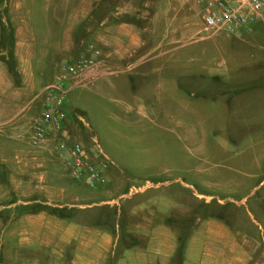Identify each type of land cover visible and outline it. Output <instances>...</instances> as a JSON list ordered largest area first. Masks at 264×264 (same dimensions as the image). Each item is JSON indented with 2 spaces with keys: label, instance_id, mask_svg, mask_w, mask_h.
<instances>
[{
  "label": "rangeland",
  "instance_id": "obj_1",
  "mask_svg": "<svg viewBox=\"0 0 264 264\" xmlns=\"http://www.w3.org/2000/svg\"><path fill=\"white\" fill-rule=\"evenodd\" d=\"M191 3L0 0V264H54L55 255H50L54 244H47V239L52 232L60 238L71 227L68 223L75 229L101 228L109 234L112 241L101 260L93 258L89 264H199L186 254L193 244L202 251L211 248L204 233L210 221L226 226L239 244L255 243V257L264 253V127L259 123L263 109L248 102L227 106L215 92L217 82L224 79L206 75L201 79L196 74L199 59L185 60V56L210 44L189 45L173 52L166 63L151 65L158 72L147 79V92L142 78L134 77L128 94L99 90L95 85L77 92L81 99L76 93L73 98L66 94L68 140L87 149L93 142L98 144L108 158L106 174L122 182H117V207L114 193L90 191L100 189L103 177L95 188L70 178L54 150V131H48L39 146L31 142L47 88L67 62L88 57L91 49L100 54L101 44H117L120 24H132L144 37L157 10L168 11L176 27L199 24L202 20ZM182 36L181 42L192 40L189 32L177 38ZM252 37V42H262L261 37ZM184 69L193 74L185 75ZM210 78L215 80L211 86L205 82L202 87L201 80ZM160 80L168 82L163 91L157 87ZM66 108L72 116L79 115V124L96 141L84 131L79 134L81 127L68 124ZM36 155L41 162L34 160ZM35 163L42 165L33 169ZM132 188H137L135 192L151 189L146 193L150 203L138 210L141 223L147 219L152 226L143 236L142 227L131 226L120 206L135 193ZM195 191L211 199L198 200ZM219 199L225 202L220 204ZM92 202L96 206L87 207ZM119 206L123 217L112 221ZM98 218L103 222L92 223ZM92 247L98 255L96 243ZM213 247H218L217 242ZM58 249L59 254L67 253L65 243ZM206 263L202 256L200 264Z\"/></svg>",
  "mask_w": 264,
  "mask_h": 264
},
{
  "label": "crops",
  "instance_id": "obj_2",
  "mask_svg": "<svg viewBox=\"0 0 264 264\" xmlns=\"http://www.w3.org/2000/svg\"><path fill=\"white\" fill-rule=\"evenodd\" d=\"M190 8L194 12L198 9L194 3H191ZM148 13L150 12L148 11ZM153 16V24L146 26L147 32H145L144 37L141 36L142 32L137 31L132 24L117 25V44L115 42L114 44H101L103 49L99 56L96 57V64L91 68L85 69L78 77L72 78L71 89L67 93L71 96L70 98H73L72 95L76 93L77 99H81V96L77 92L87 89L92 85L97 86L99 90H107L114 94H128V91L134 88V77L142 78V88L147 92L150 89L147 79L151 73L158 72V68L156 66L152 68L151 65L164 64L169 60V56L173 52L179 51L189 45L204 43L210 44V46L198 48L196 52L186 55L185 60L192 59V56L199 59L195 72L200 75L201 79L204 75L213 79H224V83L216 81L215 87L217 89L215 92L223 96L227 106H234L236 103L245 105L248 102L254 104L252 107L256 106L258 109H263V111H259L263 112V118L259 119V123L261 127H264V11L250 28L234 36L227 35L222 31H209L204 28L202 21L199 24H191L192 26L186 24L182 26L179 24L176 27L171 24L173 20L170 21L171 16L169 12L162 9L154 12ZM194 16H196V13ZM187 32L192 34V40L188 43L181 42L180 40L184 39V36L181 38H177V36L183 33L186 34ZM253 35L261 37L262 42H252ZM89 55L92 56L90 53L87 56ZM184 65L186 66V64ZM184 70L185 75L193 74V71ZM211 78L210 80H201L202 87H206L205 82H207L208 86H211V81H215ZM167 84V81L160 80L157 87L162 88L163 91ZM177 85L179 88L182 86L181 83H177ZM80 86L85 87L75 90ZM211 94L213 95L212 99L215 98V93L212 92ZM68 111V108H66L68 124H72L74 127H81L82 129H78L79 134L82 131L85 132H83L84 135L89 134L79 124L78 119L82 120L79 115L75 114V116H72ZM71 113L74 114L75 112L71 111ZM18 119L22 120V117ZM89 136V138L96 141L93 136L90 134ZM4 155L9 156V154ZM90 156L97 166H99V169L102 170L101 172H105L102 173L103 181L102 184L100 183V189L90 191H95L99 195L106 194V192L114 193L116 197H112V199H116L115 205L117 207V182L120 183V179L112 173L106 174L108 171V167L106 166L108 158L106 155L103 154L105 158L103 160L99 157L100 155L91 151ZM34 160L36 162L42 161L39 155H36ZM41 165V163H35L33 169ZM157 187L159 186L157 185L151 189ZM151 189L137 191L123 205L120 203V206L128 213V216L125 218L129 220L130 225L134 228L142 227L144 233H140L141 236L146 234L147 230H150L152 227L147 219L145 223H141L142 221L139 220L140 212H138V210L144 208L141 206L150 203V196L146 193ZM88 195L90 197L94 196L90 192ZM136 195L141 196L135 198L137 197ZM204 197L208 198L209 196H204L197 191L194 192V198L209 201V199H205ZM209 198L211 199V197ZM218 202L222 204L225 201L219 199ZM90 206H96V204L92 202L87 205V207ZM120 206L118 210L116 208L115 213L112 215V221L117 219V217H123L120 216ZM96 220L92 223L100 224L103 222L99 218ZM76 223L78 224V222ZM207 223L204 233L212 244L211 248H205L202 251L201 249H196L193 244L192 247L194 248L189 249L186 254L189 260L196 263L198 261L200 264L201 258L204 256L207 260L206 264H264V253L257 255V257L252 253V249L254 250L256 247L255 243L251 245L247 240L245 244H239L233 232L226 226L215 221ZM68 226L71 227H66L65 231H62L60 238H58L56 232H52L50 238L47 239V244H54L50 253L51 256L55 255L54 264H89L93 262V258L97 257H100L101 260L102 252L107 249V245L112 241L109 234L101 228H97L91 232V230L84 227L75 229L73 223L71 225L68 223ZM197 234L196 228L195 235ZM194 239L195 236H193L191 241L194 242ZM74 242L77 243L74 245ZM213 242H217L218 247L214 248ZM63 243L66 246L67 253L65 255L59 254L58 249V246L63 245ZM94 243H96L99 249L98 255L97 252L92 251ZM63 257H66V260H59L60 258L63 259Z\"/></svg>",
  "mask_w": 264,
  "mask_h": 264
},
{
  "label": "built area",
  "instance_id": "obj_3",
  "mask_svg": "<svg viewBox=\"0 0 264 264\" xmlns=\"http://www.w3.org/2000/svg\"><path fill=\"white\" fill-rule=\"evenodd\" d=\"M197 6L204 28L234 36L251 26L264 11V0H192ZM91 49V47H90ZM93 56L99 55L98 50H89ZM96 59L93 57H80L65 64L63 71L55 79L52 86L47 88L44 106L33 126L32 144L39 146L44 143L46 134L52 130L57 137L54 150L63 160L70 178L82 183L88 188H95L102 180V175L91 158V151L98 155L102 151L96 142L90 149L78 142L69 141L64 129L65 97L67 83L86 68L93 66ZM103 156V154L101 155ZM135 192L137 188H132Z\"/></svg>",
  "mask_w": 264,
  "mask_h": 264
}]
</instances>
